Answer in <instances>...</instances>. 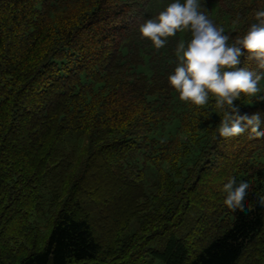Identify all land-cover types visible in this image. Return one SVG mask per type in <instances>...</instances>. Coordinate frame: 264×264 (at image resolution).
<instances>
[{"label": "trees", "instance_id": "obj_1", "mask_svg": "<svg viewBox=\"0 0 264 264\" xmlns=\"http://www.w3.org/2000/svg\"><path fill=\"white\" fill-rule=\"evenodd\" d=\"M171 2L0 0V264H264V137H219L215 98L169 84L190 34L157 49L139 26ZM199 2L229 42L264 10ZM258 87L240 114L264 111Z\"/></svg>", "mask_w": 264, "mask_h": 264}, {"label": "clouds", "instance_id": "obj_2", "mask_svg": "<svg viewBox=\"0 0 264 264\" xmlns=\"http://www.w3.org/2000/svg\"><path fill=\"white\" fill-rule=\"evenodd\" d=\"M257 22L247 32L229 42V35L217 27L199 0H173L165 10L139 26L142 37L150 39L155 48H162L167 37L179 31L189 33L187 45L183 39L177 44V65L168 82L179 93V98L195 105H206L215 98L220 117L216 131L219 137L230 138L248 131L253 138L264 137V111L240 114L234 100H248L260 91L264 81V10L255 12ZM245 52L255 59L254 65H241ZM224 204L232 210L247 207L250 182L230 177L223 184ZM258 203L264 206V195Z\"/></svg>", "mask_w": 264, "mask_h": 264}]
</instances>
